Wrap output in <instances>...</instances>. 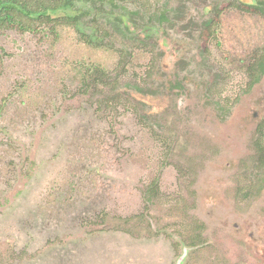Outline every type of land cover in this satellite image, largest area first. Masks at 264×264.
Listing matches in <instances>:
<instances>
[{
	"label": "rangeland",
	"instance_id": "1",
	"mask_svg": "<svg viewBox=\"0 0 264 264\" xmlns=\"http://www.w3.org/2000/svg\"><path fill=\"white\" fill-rule=\"evenodd\" d=\"M75 9L73 28L0 30V264H264V77L245 76L264 17L235 0L121 3L137 31L166 11L173 58L109 4Z\"/></svg>",
	"mask_w": 264,
	"mask_h": 264
},
{
	"label": "trees",
	"instance_id": "2",
	"mask_svg": "<svg viewBox=\"0 0 264 264\" xmlns=\"http://www.w3.org/2000/svg\"><path fill=\"white\" fill-rule=\"evenodd\" d=\"M126 1L130 0H0V30L16 29L23 33H33L37 32L40 26L56 32L58 27L73 28L82 21L85 13L75 9L76 3H87L91 8L109 4L112 10L118 8L121 3H127ZM257 11L264 17L263 8ZM255 65L258 67L252 69L251 73H264V59ZM260 130L264 131V122ZM255 146L258 165L264 171V142L259 140ZM149 189L145 192L146 205L151 204L157 194L156 185L150 186Z\"/></svg>",
	"mask_w": 264,
	"mask_h": 264
},
{
	"label": "flooded vegetation",
	"instance_id": "3",
	"mask_svg": "<svg viewBox=\"0 0 264 264\" xmlns=\"http://www.w3.org/2000/svg\"><path fill=\"white\" fill-rule=\"evenodd\" d=\"M213 1L216 2V0H213ZM235 1H237L242 6V8L246 9L247 11L252 9L254 12L262 15V13L260 11H257V10H260L262 8L264 10V4H263L264 0H235ZM245 1H248V2H245ZM206 4L207 3H205V5ZM118 8H119V6H118ZM118 8H114L111 11H109V15L113 19V22L119 26H122V27H117V28H120V29H123L126 31L129 29L131 32L136 33L137 37L140 38V39H138L139 41H142L143 39H146V41H147V40H150L151 38H153V39H155V41H159V45L162 48V50H164L165 53L168 52L166 54H169L173 58L175 57V52L178 51V48L175 45L173 46V44L171 43V41L169 39V35H168L167 31L164 30V29H166V28H164L165 24H167V25L169 24V19L166 16V11L161 12V14L158 16L159 21H157L155 26L153 23H148L147 21H145L142 24L140 30L137 31L136 27L134 25L131 24L132 25L131 26V25H128L126 23L125 16L123 13H121L122 10H118ZM209 9H210V7H207L206 9L205 8L202 9L203 15L201 16L197 13L196 19L201 18V20H202L203 18L208 17L207 14L210 15L212 13H215V14L217 13L216 10H213V11L211 10L212 13H210ZM199 10H200V8L198 9V11ZM215 23H216V17L213 14L210 17H208L206 20H202V22H201V27H204L205 31L207 32V35H206V33L202 34L199 41L202 44H204L203 46L205 48H208L209 44H212L214 42V39H216V37H215V34H216L215 31L216 30H213V29H210L207 27V25H209V24L214 25ZM161 25H163V26H161ZM206 28H208V29H206ZM192 50H194V48H193L192 43H191V51ZM263 59L264 58L258 59L257 61L254 62V64H250L249 67L246 68L245 76H246V79L248 80V81H246V87H248V88L253 87L255 84H257L260 81L262 76L264 77V73H261V74L251 73L252 69H254L255 67H258V65H255V64L259 63ZM169 71L170 70H168L165 74V75H167L166 76L167 87H169L170 91H172L174 93V95H175V93L179 94L180 89L182 87V81L175 74L169 75ZM258 163L259 162H257V164Z\"/></svg>",
	"mask_w": 264,
	"mask_h": 264
}]
</instances>
